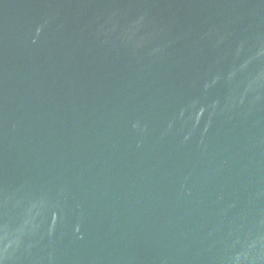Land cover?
Returning a JSON list of instances; mask_svg holds the SVG:
<instances>
[{"label":"water","instance_id":"water-1","mask_svg":"<svg viewBox=\"0 0 264 264\" xmlns=\"http://www.w3.org/2000/svg\"><path fill=\"white\" fill-rule=\"evenodd\" d=\"M0 264H264V0H0Z\"/></svg>","mask_w":264,"mask_h":264}]
</instances>
